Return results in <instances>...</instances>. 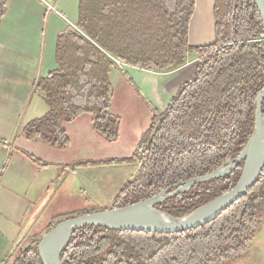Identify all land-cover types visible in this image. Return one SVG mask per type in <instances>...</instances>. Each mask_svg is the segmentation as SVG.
<instances>
[{"label": "trees", "instance_id": "1", "mask_svg": "<svg viewBox=\"0 0 264 264\" xmlns=\"http://www.w3.org/2000/svg\"><path fill=\"white\" fill-rule=\"evenodd\" d=\"M7 0H0V20ZM196 0H80L78 28L58 35L57 67L36 89L47 111L19 128L26 138L65 147L64 121L93 114V126L117 140L121 119L112 109L116 61L156 72L183 66L190 53L200 60L162 111L155 109L132 155L139 167L105 208L58 216L50 224L135 203L176 184L205 175L235 159L248 142L264 88V31L253 0H216L212 44L193 46L189 26ZM264 114V100L262 103ZM232 173L195 184L156 207L184 215L234 187ZM264 215V168L248 192L207 224L177 233L84 226L61 253L63 264H228L246 253ZM55 222V223H54ZM34 239L12 264H44ZM10 258V256H9ZM7 258L0 264H6Z\"/></svg>", "mask_w": 264, "mask_h": 264}, {"label": "crops", "instance_id": "2", "mask_svg": "<svg viewBox=\"0 0 264 264\" xmlns=\"http://www.w3.org/2000/svg\"><path fill=\"white\" fill-rule=\"evenodd\" d=\"M46 1L53 7L42 0H7L0 20V263L44 235L55 218L66 213L59 208L60 202L69 194L79 196L85 181L84 170L69 168L75 160L70 161V155L62 153L65 150L19 132L23 124L46 113L36 83L57 67V37L76 26L79 18L80 0ZM215 2L196 0L189 26L191 45L215 42ZM199 60L198 54L190 53L183 66L167 72L117 62L112 82L119 71L126 72L134 86L162 111L193 75ZM90 121L92 116L84 113L70 126L76 132L90 133ZM144 130L127 137L129 148L137 146ZM137 167L136 163L135 171ZM117 194L101 193L98 200L107 207Z\"/></svg>", "mask_w": 264, "mask_h": 264}, {"label": "water", "instance_id": "3", "mask_svg": "<svg viewBox=\"0 0 264 264\" xmlns=\"http://www.w3.org/2000/svg\"><path fill=\"white\" fill-rule=\"evenodd\" d=\"M253 1L261 14L264 31V0ZM263 100L264 88L258 96L253 132L245 147L235 159L229 158L225 164L208 174L196 176L176 184L171 191L166 188L152 197L132 204L82 213L58 222L41 237L38 244L44 264H63L61 261L63 249L71 241L76 230L84 226L96 225L123 231L177 233L199 227L217 218L224 210L248 192L256 183L264 168ZM242 160H244V166L236 185L213 200L181 216H174L156 207L157 204L172 196L188 191L197 183L229 175Z\"/></svg>", "mask_w": 264, "mask_h": 264}, {"label": "rangeland", "instance_id": "4", "mask_svg": "<svg viewBox=\"0 0 264 264\" xmlns=\"http://www.w3.org/2000/svg\"><path fill=\"white\" fill-rule=\"evenodd\" d=\"M119 72L121 74H118L113 84L112 97V109L121 119L117 140H110L101 131L94 129L92 113H86L92 116L90 133L83 132L80 129L76 132L70 126L72 120H66L63 123L69 136V143L65 147L57 146V148L65 150L66 152L62 153L70 155V161L75 160L70 162V169L79 167V169H82L81 171L84 170L85 175L84 186H82L79 196L69 194L60 202L59 208L66 213L79 212L90 208H105L106 206L98 200L100 194L110 197L117 194L121 187L126 184L129 175L136 172L137 162L122 161L133 154L139 143L138 141L134 149L129 148L127 137L129 135L132 137L134 131L146 130L150 126L155 109L158 110V108L152 105V100L144 91L141 92L134 86V82L126 72ZM123 84L129 88L130 94H127ZM80 128L83 129L82 125ZM141 136L142 133L139 136L140 139ZM137 164L139 167V163ZM20 252L11 255L9 258L11 261L6 264H12V260ZM228 264H264V215L260 218L257 232L249 250L243 255L232 259Z\"/></svg>", "mask_w": 264, "mask_h": 264}, {"label": "built area", "instance_id": "5", "mask_svg": "<svg viewBox=\"0 0 264 264\" xmlns=\"http://www.w3.org/2000/svg\"><path fill=\"white\" fill-rule=\"evenodd\" d=\"M42 1H44L45 3H47V1H46V0H42ZM47 4H48V3H47ZM48 5H49V7H51V8L53 7V6H51L50 4H48ZM72 27L78 28V27H77V26H75V25H74V26H72ZM117 62H118V63H120V64L122 63L121 61H117Z\"/></svg>", "mask_w": 264, "mask_h": 264}]
</instances>
